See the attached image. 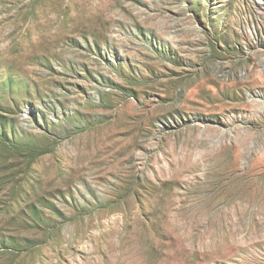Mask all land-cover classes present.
Wrapping results in <instances>:
<instances>
[{
	"label": "rangeland",
	"instance_id": "374dc122",
	"mask_svg": "<svg viewBox=\"0 0 264 264\" xmlns=\"http://www.w3.org/2000/svg\"><path fill=\"white\" fill-rule=\"evenodd\" d=\"M0 264H264V0H0Z\"/></svg>",
	"mask_w": 264,
	"mask_h": 264
}]
</instances>
